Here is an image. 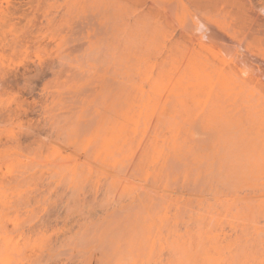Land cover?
Returning <instances> with one entry per match:
<instances>
[{
	"label": "rangeland",
	"instance_id": "obj_1",
	"mask_svg": "<svg viewBox=\"0 0 264 264\" xmlns=\"http://www.w3.org/2000/svg\"><path fill=\"white\" fill-rule=\"evenodd\" d=\"M237 2L0 0V264H264V0Z\"/></svg>",
	"mask_w": 264,
	"mask_h": 264
},
{
	"label": "bare ground",
	"instance_id": "obj_2",
	"mask_svg": "<svg viewBox=\"0 0 264 264\" xmlns=\"http://www.w3.org/2000/svg\"><path fill=\"white\" fill-rule=\"evenodd\" d=\"M155 1V0H154ZM202 9H206V10H214V11H219V12H225V11H227V9H228V7H226V5H224V4H214V3H212V2H210V1H207V2H203V6H202ZM234 9H236L240 14H244V13H246L248 10H250L251 9V7H250V0H238V2H237V4L234 6ZM208 12V11H207ZM262 13H264V12H261V14ZM197 31L199 32V33H202V40L204 41V42H207L208 43V41H211V37H208V35L206 34V32H205V27L202 25V24H200L199 26H198V29H197ZM217 39H219V38H217ZM215 40V39H214ZM250 59V58H249ZM249 69H252V67H249ZM256 69H254V71H253V73L254 72H256V71H260V72H258V74L259 75H264V74H262L263 73V71L260 69V68H258V70H256ZM249 72H251L252 73V71H249ZM257 74V73H256ZM262 77H264V76H262ZM174 99V98H173ZM161 134V133H160ZM170 160V159H169ZM202 167V166H201ZM163 174V173H162Z\"/></svg>",
	"mask_w": 264,
	"mask_h": 264
}]
</instances>
